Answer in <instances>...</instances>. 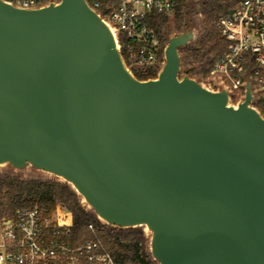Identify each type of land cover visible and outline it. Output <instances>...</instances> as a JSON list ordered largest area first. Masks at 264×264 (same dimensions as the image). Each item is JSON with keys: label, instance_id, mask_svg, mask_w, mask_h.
<instances>
[{"label": "water", "instance_id": "95a60500", "mask_svg": "<svg viewBox=\"0 0 264 264\" xmlns=\"http://www.w3.org/2000/svg\"><path fill=\"white\" fill-rule=\"evenodd\" d=\"M233 10H230L231 14ZM172 35L157 78L126 67L86 0H0V166L63 179L105 223L146 227L159 264H264V118L180 77Z\"/></svg>", "mask_w": 264, "mask_h": 264}, {"label": "built area", "instance_id": "2783aa9c", "mask_svg": "<svg viewBox=\"0 0 264 264\" xmlns=\"http://www.w3.org/2000/svg\"><path fill=\"white\" fill-rule=\"evenodd\" d=\"M4 1L37 9L62 0ZM178 1L110 0L103 9L100 0H86L111 28L125 65L136 78L162 69L166 46H162L150 20L158 14L173 16ZM231 10L217 23L229 48L200 82L214 91L227 89L230 103L238 105L244 101L250 81L254 95L251 105L264 118V0H238ZM73 227L72 215L59 207L52 215L37 206L17 208L11 216L0 213V264H56L64 259L115 264L100 241L88 240L74 247L70 241Z\"/></svg>", "mask_w": 264, "mask_h": 264}, {"label": "trees", "instance_id": "16d2710c", "mask_svg": "<svg viewBox=\"0 0 264 264\" xmlns=\"http://www.w3.org/2000/svg\"><path fill=\"white\" fill-rule=\"evenodd\" d=\"M100 1L104 9L110 0ZM237 3L238 0H179L173 16L158 14L151 18L150 23L165 47L173 32L179 33L186 27H193V14L196 10L200 11L202 26L199 37L191 45L182 47L181 52L193 70L199 69L204 76L215 65L219 56L229 48V41L221 35L217 23ZM189 68L191 66L185 72ZM158 71L159 67L145 75L138 74L137 77L140 80L157 78ZM35 206L46 215H52L58 207L72 215L74 227L70 241L74 247L88 240L100 241L114 257L115 264H159L151 254V235L146 234L144 227L121 228L102 223L68 183L24 178L13 170L0 173L1 214L11 216L17 208ZM89 225H93V229ZM56 264L85 262L78 259L72 263L70 259H64Z\"/></svg>", "mask_w": 264, "mask_h": 264}, {"label": "rangeland", "instance_id": "374dc122", "mask_svg": "<svg viewBox=\"0 0 264 264\" xmlns=\"http://www.w3.org/2000/svg\"><path fill=\"white\" fill-rule=\"evenodd\" d=\"M201 12L196 10L193 14V27L196 31V38L190 42L189 44L187 45H191L192 43H194L198 37H199V31L201 29ZM176 33H172L171 35H175ZM180 56H181V71H180V74L179 76L182 77L184 74H185V69L188 67V66H191L190 64H188V62L186 61L185 57H184V54L181 52V48H180ZM191 77L197 79V80H202V77L203 75L199 72V69H196V70H193L191 73H190ZM253 83H255V80H253ZM13 169L11 167H9L8 165H2L0 166V173H5V172H10L12 171ZM14 171V170H13ZM14 173H17V174H21L24 178H40V179H44V180H57V181H60V182H65L63 179L55 176V175H52V174H49V173H46V172H42V171H39V170H35L33 169L32 167H29V168H26L24 169L23 171H14ZM71 186V185H70ZM72 187V186H71ZM83 203L85 205H87L85 203V201L82 199ZM87 208H89L87 206ZM90 209V208H89ZM97 216V215H96ZM98 218V217H97ZM99 219V218H98ZM102 223H105L103 220L99 219ZM144 231L146 232V234L149 236L151 235L150 231L144 227Z\"/></svg>", "mask_w": 264, "mask_h": 264}]
</instances>
